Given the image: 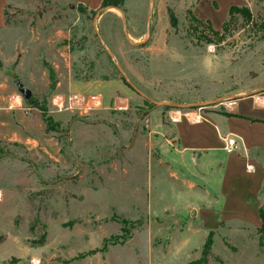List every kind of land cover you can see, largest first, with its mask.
<instances>
[{"label":"rangeland","instance_id":"374dc122","mask_svg":"<svg viewBox=\"0 0 264 264\" xmlns=\"http://www.w3.org/2000/svg\"><path fill=\"white\" fill-rule=\"evenodd\" d=\"M232 7L251 18L227 19ZM113 9L6 0L0 69L24 106L12 119L20 139L0 138V261L264 264V231L234 225L211 235L191 216L205 188L187 183L174 129L182 114L223 113L264 91V0H126ZM74 81L108 85V100L71 93Z\"/></svg>","mask_w":264,"mask_h":264},{"label":"crops","instance_id":"0c3cea01","mask_svg":"<svg viewBox=\"0 0 264 264\" xmlns=\"http://www.w3.org/2000/svg\"><path fill=\"white\" fill-rule=\"evenodd\" d=\"M69 1L88 11L102 8V0ZM5 9L6 0L0 30L7 27ZM229 16L230 13L227 19ZM108 88L104 83L74 81L70 92L92 94L91 98L100 99L102 105L108 100L105 92ZM64 98L57 96L53 103L60 105ZM23 106V97L13 88L12 75L0 69V138L20 139L12 131V119L14 113L22 115ZM224 107L223 113L200 118L182 114L174 119L176 148L188 176L187 183L205 188V192L195 195L191 216L207 232L234 225L260 230L264 205V91L236 97ZM230 138L237 141L233 150L226 147ZM8 259H2L0 264Z\"/></svg>","mask_w":264,"mask_h":264},{"label":"trees","instance_id":"16d2710c","mask_svg":"<svg viewBox=\"0 0 264 264\" xmlns=\"http://www.w3.org/2000/svg\"><path fill=\"white\" fill-rule=\"evenodd\" d=\"M126 0H102V9H106V8H116V9H121L123 8L124 4H125ZM82 11H87V8H84L83 6H80ZM92 13H96V11H91ZM235 15H243L245 18L250 19L251 18V11L249 8L247 7H232L230 10V18H233ZM170 19H171V23L172 25L175 27L177 22H176V18L173 14L170 15ZM200 25L205 26L206 30H208L213 36L216 37H223L222 33L220 31H216L215 29H213L211 27V25L208 23L207 25L201 21V20H196ZM6 24H8V21H6ZM228 27L229 24L228 22H226L223 26V31L224 32H228ZM261 216L263 219V226L260 229V231H264V212L263 209L261 211ZM214 232H211V235Z\"/></svg>","mask_w":264,"mask_h":264},{"label":"water","instance_id":"95a60500","mask_svg":"<svg viewBox=\"0 0 264 264\" xmlns=\"http://www.w3.org/2000/svg\"><path fill=\"white\" fill-rule=\"evenodd\" d=\"M74 6V5H72ZM114 8V7H112ZM116 9V8H115ZM19 91L21 92V94L24 96V98L26 100H30L32 97V92L31 90H29L28 88H25L22 84L19 83ZM196 213L195 211L192 213V215L194 216Z\"/></svg>","mask_w":264,"mask_h":264},{"label":"built area","instance_id":"2783aa9c","mask_svg":"<svg viewBox=\"0 0 264 264\" xmlns=\"http://www.w3.org/2000/svg\"><path fill=\"white\" fill-rule=\"evenodd\" d=\"M229 150H233L237 147V141L235 138L228 139L227 146Z\"/></svg>","mask_w":264,"mask_h":264},{"label":"bare ground","instance_id":"6f19581e","mask_svg":"<svg viewBox=\"0 0 264 264\" xmlns=\"http://www.w3.org/2000/svg\"><path fill=\"white\" fill-rule=\"evenodd\" d=\"M194 117H196V116H194ZM197 118V117H196ZM0 198H1V194H0Z\"/></svg>","mask_w":264,"mask_h":264}]
</instances>
